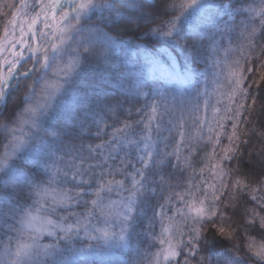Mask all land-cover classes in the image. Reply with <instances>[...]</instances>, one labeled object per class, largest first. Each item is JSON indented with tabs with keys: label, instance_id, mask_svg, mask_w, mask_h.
I'll return each mask as SVG.
<instances>
[{
	"label": "snow or ice",
	"instance_id": "6c2138e0",
	"mask_svg": "<svg viewBox=\"0 0 264 264\" xmlns=\"http://www.w3.org/2000/svg\"><path fill=\"white\" fill-rule=\"evenodd\" d=\"M0 16V101L24 81L0 122V264H264V0Z\"/></svg>",
	"mask_w": 264,
	"mask_h": 264
},
{
	"label": "trees",
	"instance_id": "16d2710c",
	"mask_svg": "<svg viewBox=\"0 0 264 264\" xmlns=\"http://www.w3.org/2000/svg\"><path fill=\"white\" fill-rule=\"evenodd\" d=\"M93 20L97 19L96 16L92 17ZM4 24V17L0 16V28H2ZM218 71V70H217ZM227 75V69L225 68L224 74L221 75L219 77V83L220 84H224L225 81V76ZM209 84H208V92L210 95H212V104L214 106L220 107L221 109H223L224 105H226L228 103L227 97L221 95L222 92H225L227 89L226 88H220L219 85L217 83L214 82V78L212 76V72H209ZM23 78L22 77H18L16 82L14 83L12 90L6 100V103L0 108V122H3V119H5V115H3L5 113V111H7L8 113H12L14 112L18 105L20 104V101L23 98V94H24V89H23ZM217 100L220 101V103H217ZM204 113H201V116H203ZM211 110H209V119H211ZM3 132H0V138L3 137ZM226 143V141H225ZM201 152H200V160L204 161V165H198L197 166V172H199V167L204 166L205 168V174L204 176L201 177V180L207 179L210 183L214 182L212 180V177L208 171V167L206 165L210 164L211 161L210 160H205V152L210 153L211 152V147H207L204 148L203 145L201 146ZM0 150H2V147H0ZM189 176H191V171L188 173ZM197 183H199V181H197ZM120 253L119 252H115L113 254L112 257H110L109 259L111 260V264H119V260L116 257H119Z\"/></svg>",
	"mask_w": 264,
	"mask_h": 264
},
{
	"label": "bare ground",
	"instance_id": "6f19581e",
	"mask_svg": "<svg viewBox=\"0 0 264 264\" xmlns=\"http://www.w3.org/2000/svg\"><path fill=\"white\" fill-rule=\"evenodd\" d=\"M13 83V78L10 79L7 84L4 86V95L9 91V89L11 88V85Z\"/></svg>",
	"mask_w": 264,
	"mask_h": 264
},
{
	"label": "rangeland",
	"instance_id": "374dc122",
	"mask_svg": "<svg viewBox=\"0 0 264 264\" xmlns=\"http://www.w3.org/2000/svg\"><path fill=\"white\" fill-rule=\"evenodd\" d=\"M99 16V13H97V15H96V17H98ZM3 103V102H2Z\"/></svg>",
	"mask_w": 264,
	"mask_h": 264
},
{
	"label": "water",
	"instance_id": "95a60500",
	"mask_svg": "<svg viewBox=\"0 0 264 264\" xmlns=\"http://www.w3.org/2000/svg\"><path fill=\"white\" fill-rule=\"evenodd\" d=\"M16 77V76H15Z\"/></svg>",
	"mask_w": 264,
	"mask_h": 264
}]
</instances>
